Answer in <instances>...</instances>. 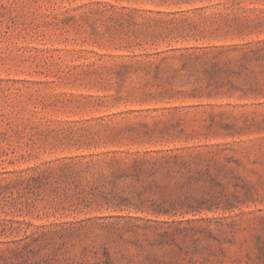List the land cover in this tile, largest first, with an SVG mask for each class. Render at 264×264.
<instances>
[{
	"label": "rangeland",
	"instance_id": "rangeland-1",
	"mask_svg": "<svg viewBox=\"0 0 264 264\" xmlns=\"http://www.w3.org/2000/svg\"><path fill=\"white\" fill-rule=\"evenodd\" d=\"M0 264H264V0H0Z\"/></svg>",
	"mask_w": 264,
	"mask_h": 264
}]
</instances>
